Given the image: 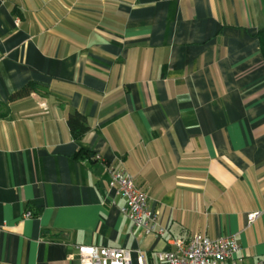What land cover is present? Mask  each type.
Here are the masks:
<instances>
[{
    "label": "crops",
    "instance_id": "1",
    "mask_svg": "<svg viewBox=\"0 0 264 264\" xmlns=\"http://www.w3.org/2000/svg\"><path fill=\"white\" fill-rule=\"evenodd\" d=\"M262 28L264 0H0V264H79L81 244L159 264L194 233L264 264ZM105 162L163 236L123 214Z\"/></svg>",
    "mask_w": 264,
    "mask_h": 264
},
{
    "label": "built area",
    "instance_id": "2",
    "mask_svg": "<svg viewBox=\"0 0 264 264\" xmlns=\"http://www.w3.org/2000/svg\"><path fill=\"white\" fill-rule=\"evenodd\" d=\"M97 158L101 159L98 155ZM104 164L109 177L108 185L115 188L125 199L123 214L144 232L156 231L159 236H163L164 230L157 229L156 225L158 214L147 208L146 193L123 168H115L110 163ZM31 215L30 211L25 213V217ZM258 215L259 212L250 213L248 224ZM1 228L0 226V231ZM170 243L173 248L156 254L159 264H238L233 256L240 246L234 235L211 239L202 233H194L188 238H172ZM76 258L79 264H131L128 251L123 247L81 244L77 246ZM136 264H146L141 253L137 255Z\"/></svg>",
    "mask_w": 264,
    "mask_h": 264
},
{
    "label": "trees",
    "instance_id": "3",
    "mask_svg": "<svg viewBox=\"0 0 264 264\" xmlns=\"http://www.w3.org/2000/svg\"><path fill=\"white\" fill-rule=\"evenodd\" d=\"M257 37L259 40V45H260L262 57H264V28H262L257 33ZM33 89H34L33 84H31V83L27 84L21 90L14 93L12 95V98L27 95ZM66 124H67V127L69 129V132H70L72 138H74L76 140L80 139L86 133V131H88V129H89L86 117L78 111H73V112H70L68 114L67 119H66ZM105 163H108V162H105ZM32 215H34V214H32Z\"/></svg>",
    "mask_w": 264,
    "mask_h": 264
}]
</instances>
